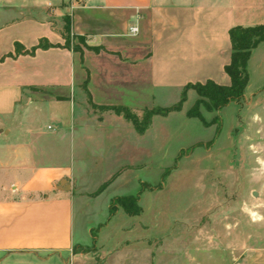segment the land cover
<instances>
[{
	"label": "rangeland",
	"instance_id": "1",
	"mask_svg": "<svg viewBox=\"0 0 264 264\" xmlns=\"http://www.w3.org/2000/svg\"><path fill=\"white\" fill-rule=\"evenodd\" d=\"M87 38L70 35L86 69L80 83L48 94L73 97L89 125L131 124L134 150L125 162L114 139L77 158L76 264H264V66L253 74V95L217 111L200 104V118L189 114L200 98L190 88L180 110L153 115L139 135L125 113L143 121L149 110L178 104L180 94L152 87L146 49H108ZM63 118L47 115L44 123L59 129ZM69 121L78 127V115ZM125 195L139 196L141 214L121 207L111 214L112 201Z\"/></svg>",
	"mask_w": 264,
	"mask_h": 264
},
{
	"label": "crops",
	"instance_id": "2",
	"mask_svg": "<svg viewBox=\"0 0 264 264\" xmlns=\"http://www.w3.org/2000/svg\"><path fill=\"white\" fill-rule=\"evenodd\" d=\"M259 24L264 0H0V264H76L75 187L83 177L77 158L114 139L125 162L134 150L131 124L89 125L88 110L76 113L73 97L48 94L73 91L86 70L67 44L70 35L108 49L117 43L126 51L146 49L152 87L181 99L191 83L230 85V30ZM259 65L264 41L249 59L245 96L254 94ZM101 80L110 97L108 80ZM75 114L76 129L69 121ZM47 115L67 123L53 129Z\"/></svg>",
	"mask_w": 264,
	"mask_h": 264
},
{
	"label": "trees",
	"instance_id": "3",
	"mask_svg": "<svg viewBox=\"0 0 264 264\" xmlns=\"http://www.w3.org/2000/svg\"><path fill=\"white\" fill-rule=\"evenodd\" d=\"M230 38L233 45V52L231 61L225 66V70L231 78V84L220 85L212 80H208L205 83L197 82L188 84L185 87L178 104L168 107H156L149 110L143 121H140L136 116H132L130 113H125V117L133 122L139 133H144L146 131L153 115H166L171 111L180 110L181 104L186 98L187 90L190 88L196 90L200 98L197 101L196 107L190 110L189 114L199 116L200 118V104L204 105L209 111H217L232 101L244 97L249 82L248 62L253 49L264 41V24L246 27L235 26L230 30ZM67 44L69 45L70 41H67ZM39 46H47V44L41 43ZM16 50L17 52L21 51L19 44L16 45ZM119 207L132 216L139 215L142 212V207L139 203V196L135 195L116 197L110 206L111 214L117 211Z\"/></svg>",
	"mask_w": 264,
	"mask_h": 264
},
{
	"label": "built area",
	"instance_id": "4",
	"mask_svg": "<svg viewBox=\"0 0 264 264\" xmlns=\"http://www.w3.org/2000/svg\"><path fill=\"white\" fill-rule=\"evenodd\" d=\"M139 30L137 26L131 27V32L136 33Z\"/></svg>",
	"mask_w": 264,
	"mask_h": 264
}]
</instances>
